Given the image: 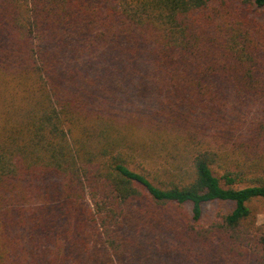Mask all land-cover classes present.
I'll use <instances>...</instances> for the list:
<instances>
[{
  "label": "trees",
  "instance_id": "1",
  "mask_svg": "<svg viewBox=\"0 0 264 264\" xmlns=\"http://www.w3.org/2000/svg\"><path fill=\"white\" fill-rule=\"evenodd\" d=\"M258 198L264 0H0V264H264Z\"/></svg>",
  "mask_w": 264,
  "mask_h": 264
},
{
  "label": "rangeland",
  "instance_id": "2",
  "mask_svg": "<svg viewBox=\"0 0 264 264\" xmlns=\"http://www.w3.org/2000/svg\"><path fill=\"white\" fill-rule=\"evenodd\" d=\"M250 112H248V116H251ZM253 214L256 217L258 223L264 222V199L258 198L254 199L249 203Z\"/></svg>",
  "mask_w": 264,
  "mask_h": 264
}]
</instances>
